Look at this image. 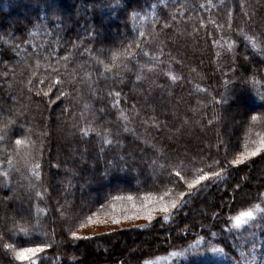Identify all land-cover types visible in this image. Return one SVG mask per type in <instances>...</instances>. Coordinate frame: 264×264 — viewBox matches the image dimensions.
Here are the masks:
<instances>
[{"label": "trees", "instance_id": "obj_1", "mask_svg": "<svg viewBox=\"0 0 264 264\" xmlns=\"http://www.w3.org/2000/svg\"><path fill=\"white\" fill-rule=\"evenodd\" d=\"M245 2L244 11L255 13L253 23L248 24L237 7L228 30L226 26L216 29L210 22L200 26L197 16L223 25L227 8L235 0H227L226 5L212 0L215 7L210 11L205 0H0V126L11 117L24 129L18 135H31L37 145L43 141L42 183L36 191L47 190L43 197L36 196L30 187L36 181L30 179L19 156L15 157L18 171L10 172L8 178L0 175V234H4L0 264H24L3 248L5 243L30 246L22 242L26 238L22 228L38 237L35 242L52 244L45 250L52 258L49 264H242L240 253L250 255L251 241L261 245L256 249L257 264H264V227L249 224L237 229L230 220L255 203L264 206L258 199L264 194V152L228 167L226 178L208 184L198 195L186 196V206L169 221H163L160 213L152 222L138 224L147 228L86 236L91 239L75 240L68 231L70 225L74 231L79 229L81 221L87 225L90 215L93 221L97 213L99 219L111 217L105 213L112 211L114 196L131 193L139 203L146 192L159 194L174 188L175 197L187 191L173 166L182 161L183 167L176 170L188 179L197 168L218 171L207 166L220 160L219 167H226L245 149L246 140H256L257 133L264 131V108L258 99L264 93V55L238 31V26L243 27L259 40L264 33V0ZM201 3L205 10L198 7ZM141 30L143 37H139ZM138 37L150 53L159 55L163 49L161 62L141 55L138 62L129 60L127 68H115L116 77L100 75L103 68L97 58L111 63L112 52ZM214 39L219 43L214 45ZM232 41L236 44L229 49ZM259 42L264 45V40ZM150 63L157 67L141 68ZM169 73L180 79L173 81ZM55 75L65 80L61 90L72 95L56 100L60 86H54L42 98L38 90L47 91ZM73 77L78 81L75 89L67 83ZM113 89L122 93L119 108H112V97L106 95ZM232 98L246 105L232 115L235 123L228 135L225 117L231 115ZM100 109L108 114L101 115ZM121 111L129 117L127 126L133 131H122ZM253 114L260 119L252 121ZM208 120L213 123L209 125ZM87 124L101 131L110 129L120 143L104 145L95 133L82 136L79 129ZM12 131L9 125L8 139L0 143V158L11 154L5 149L15 147ZM117 132L119 136L114 135ZM202 206L204 212L195 214ZM250 231L255 235H248ZM199 237L205 238L201 247L219 244L228 254L171 255ZM162 256L169 260L159 263Z\"/></svg>", "mask_w": 264, "mask_h": 264}, {"label": "snow or ice", "instance_id": "obj_2", "mask_svg": "<svg viewBox=\"0 0 264 264\" xmlns=\"http://www.w3.org/2000/svg\"><path fill=\"white\" fill-rule=\"evenodd\" d=\"M221 4L226 5L227 0H220ZM205 3L208 5V10L210 11L211 8H214L215 5L212 4V0H205ZM205 3H201L198 5V7L201 10H205ZM154 7V5H153ZM177 9L180 12L181 16L185 15V10L182 5L179 3L176 5ZM196 6H193V10ZM239 8L242 12L243 17L246 18L248 24L253 23L255 13L251 10L244 11L248 6L245 2V0H235V3L232 7L227 8L226 12V21L225 24H218L215 20H211L209 17V20L206 21L204 18L197 16V19L199 21L200 26H205L207 23H211V25L216 29H223L225 26L228 30H232V24L234 20V9ZM136 13H133V16H135ZM189 20L191 17H187ZM173 20L176 19V16L174 15L172 17ZM168 25L165 24V27ZM194 32H198V28L193 29ZM238 31L241 33V35L244 36V39L250 43L252 48L259 51L262 55H264V45H262L259 41L264 40V33L261 34L259 40L256 36H249L246 32H244L243 27L238 26ZM145 36V33L143 30L139 32V37ZM139 37L135 41H130L129 44L126 47H123L120 51L112 52L111 55V63H105L102 60H99L97 58L98 64L102 65L103 71L100 73V75L107 76L108 73H112L114 77L118 76L117 73L114 72V69L117 67L120 68H127L128 67V61L129 60H136L138 62L139 57L141 55L151 57L152 60L161 62L160 57L164 55L163 49L161 48L159 55L150 53L146 48L142 46L140 43ZM212 43L218 44V40H213ZM236 44V41H232L228 47L229 49H232L233 46ZM135 45V47H133ZM131 49V50H130ZM37 66H39L40 61H36ZM47 67H51V65H47ZM148 68L150 71L157 67V64H147V65H141V68ZM54 72L57 71L56 69L53 70ZM5 77L7 76V73L4 74ZM90 76V74H88ZM171 75V73H169ZM32 76H36L35 72H32ZM136 80L140 81L142 79L141 75H136ZM171 79L173 81H176L180 79V77H177L175 75H171ZM41 83H44V79L41 78ZM76 77H73V79L68 80V86L69 88L75 89V84L77 83ZM257 82V79L255 76L252 77V83L255 84ZM33 81L31 79L28 80V86L29 91H31ZM65 84V80L61 78L60 75H55L54 81L49 83L48 90L44 91L43 89H39L37 94L40 95L42 98L48 97L49 92L52 91V88L54 86H60L58 88L59 94L56 96V100L61 99L62 97L67 98L68 96L72 95L71 91L61 90L63 85ZM107 96L112 97L111 101V107L112 108H119L120 101L122 99V93L120 91H109L106 93ZM215 99V98H214ZM260 100L259 107L264 108V93H261L258 97ZM49 104L55 103L53 100L48 101ZM88 105H85V108H87ZM133 108H135V105H133ZM67 111V109H65ZM101 112V115H107L103 109L99 110ZM135 114V113H134ZM82 115V114H81ZM120 115L123 116V120L125 123V126L123 127V132H129L133 131V129H130L127 124L129 121V117L127 115H124L123 111L120 112ZM260 117L257 114H253L251 116L252 121L259 120ZM152 123L159 129L160 124L156 122V120L153 118ZM213 123V120H208V124L211 125ZM9 125L12 126L13 131L12 135H14L16 138L14 140V145L12 149H5V152H10L11 154H7L6 158H0V169H6L0 172V175H2L4 178H8L10 175V172L12 171H18V169L15 168V163L17 162L15 160V157L19 156L22 158L24 165L26 166V170L30 174V179L35 180L36 184H30V187L32 190L35 191V194L37 197H43L46 193V189L44 192L36 191L37 185L42 183V165L39 162L43 159V141L40 142L39 145H37V142L32 139L31 135L27 136H20L17 133L20 131H23L22 126H18L17 122L12 120L11 117L8 118V124L0 126V143L5 142L8 139V127ZM31 132V129L28 130ZM251 131V129H250ZM79 132L82 136H89L91 133H95L98 137L102 138V143L104 145H111L113 143H120L118 139H113V133L110 129L105 128L104 130H99L95 127H93L91 124H87L84 127H81L79 129ZM46 135V134H42ZM115 136H119V133H115ZM259 139L258 140H246L245 142V149L243 151L238 152L233 156V158L230 161H227L226 167L220 168L221 161L216 160L213 161L212 164L208 165L207 167L210 168H219L218 171H205L203 168H197L195 169V174L192 176L191 179H188L186 176L181 175V172L176 170V167H183V162L181 161L179 165L173 166V171L175 173V176L179 178V180L183 181L185 185H187V191H180L175 197L172 196V193L174 192V188H167L166 191L161 192L159 194L153 193V192H146L143 193L140 202H136V197H134L131 193H129L126 197L123 195H118L112 197V200L114 201L111 203V209L112 211L105 213L106 216H111V219L115 223H119L121 219H129V217H138V216H145L149 222H152L155 218V213L157 211H160L163 213V216L161 219L163 221H169L170 218L176 214L182 211V209L187 204L186 196H195L198 195L200 191L203 190L204 187H206L208 184L212 183H218L222 181L227 176V168L231 166H239L247 161L250 160L252 157H257L259 154L264 152V131L257 133ZM251 146H248V145ZM162 151V150H160ZM123 157H120V160H123ZM33 161H36L33 163ZM155 163V161H153ZM163 167V166H161ZM202 173V174H201ZM237 188L240 186L237 185ZM166 197H171L169 199H166ZM262 202H264V194H262L260 197H258ZM129 201L130 204L120 203L117 204L115 201ZM101 208L104 207L103 204L100 205ZM118 210V212H117ZM134 210V211H132ZM64 213L61 212V215ZM97 220L93 221V216L86 217V220L88 222H100V223H106V220H100L99 214L97 213ZM232 222V226L240 229L245 225L252 224L254 228L257 227H264V206H262V203H255L252 206L248 207L246 210L239 211L238 214H236L234 217L230 218ZM37 224H39V220H37ZM84 226V222L81 221L80 227ZM140 228H147L148 225L141 224L138 225ZM69 235L71 238L75 240L80 239H91L92 237H86L82 236L79 232L72 230V226H69ZM20 232L25 234V239L22 241L25 244H29L30 246H24V247H17L15 244L12 243H5L3 244V248L5 250H11L14 253V258L17 261L24 262V264H49V262L52 260L51 257L47 256L45 253L46 249H50L52 247V244L50 242H43V243H37L35 242L38 237L29 235V229L28 228H22L20 229ZM45 237H47V233L44 234ZM210 235L215 236L216 233L212 232ZM250 236H254L255 232L250 231L248 233ZM4 238V234H0V239ZM204 237H199L197 240L189 245L187 248L183 249L182 251H173L171 253L172 256L175 257H186L189 253H204V252H211V253H219L223 255H227L228 253L225 250V247L220 246L219 244H216L214 246H211L210 248H203L201 247L202 243L204 242ZM251 247L249 249L250 255L246 254L245 252H241L240 256L242 259V264H257V254L256 249L259 248L261 245L258 244L256 241L250 242ZM148 264H151V261H148Z\"/></svg>", "mask_w": 264, "mask_h": 264}, {"label": "rangeland", "instance_id": "obj_3", "mask_svg": "<svg viewBox=\"0 0 264 264\" xmlns=\"http://www.w3.org/2000/svg\"><path fill=\"white\" fill-rule=\"evenodd\" d=\"M106 31H109L110 29L106 27L105 29ZM232 100H234V103L232 105V110L230 112L231 115H228L227 117H225L226 119V123H227V129H226V133L228 135L232 134V129H233V125L235 123V120L233 119V114H235L234 112L240 113L242 107L246 104L240 102V101H235L234 98H232ZM235 114V115H237ZM259 137L257 135V139L258 140ZM1 199V198H0ZM210 203V202H209ZM208 203V204H209ZM200 212H204V207H200L198 209L195 210V214H198ZM160 211H157L155 213V217H157L158 215H160ZM100 220H106V223H100V222H89L87 225L80 227L79 229H77L76 231L79 232L82 236H93V235H98V234H106V233H110L112 231H117V230H121L124 228H129V227H135L138 226V224L143 223L145 221H148L147 218L143 215L138 216V217H129V219H121L119 223H115L112 221L111 217L109 218H104L102 217ZM96 221V220H95ZM126 244L123 243L122 247H125ZM169 257H165L162 256L159 259V263H163L166 262V260Z\"/></svg>", "mask_w": 264, "mask_h": 264}]
</instances>
